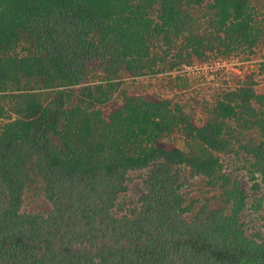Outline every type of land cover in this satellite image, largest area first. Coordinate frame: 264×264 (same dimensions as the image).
<instances>
[{"label": "trees", "instance_id": "trees-1", "mask_svg": "<svg viewBox=\"0 0 264 264\" xmlns=\"http://www.w3.org/2000/svg\"><path fill=\"white\" fill-rule=\"evenodd\" d=\"M260 13L0 0V264H264V59L207 91L175 74L264 56ZM157 74L174 97L113 102Z\"/></svg>", "mask_w": 264, "mask_h": 264}, {"label": "rangeland", "instance_id": "rangeland-1", "mask_svg": "<svg viewBox=\"0 0 264 264\" xmlns=\"http://www.w3.org/2000/svg\"><path fill=\"white\" fill-rule=\"evenodd\" d=\"M257 1L259 3L261 12L260 18H262V12L264 11L262 4L264 0ZM263 59V55H257L251 57L250 59H245L242 56L233 54L223 63V65H219L218 68L213 67L208 63L203 67H185L183 70L178 71L175 74L187 75L196 83L194 84V86L197 85V88H199L200 90L207 91L209 86H211L210 84H223L225 83V80H230L233 72L240 74L241 76H245L247 73L256 71L260 65L259 62ZM97 71L92 73L93 82H99L104 77V73L102 72V70ZM218 72L224 73L219 75ZM168 76V74H157L153 76L124 80V82L121 84V87L115 91L113 102L118 105L121 104L123 101V95L126 92L136 94L152 93L161 98L174 97L176 95V92L170 87ZM235 78L239 79L240 77ZM262 85L259 87L260 90H263L264 88ZM207 93H210V91H208ZM166 141L174 143L178 147L187 150L186 140L181 136H171L169 138H166Z\"/></svg>", "mask_w": 264, "mask_h": 264}, {"label": "clouds", "instance_id": "clouds-1", "mask_svg": "<svg viewBox=\"0 0 264 264\" xmlns=\"http://www.w3.org/2000/svg\"><path fill=\"white\" fill-rule=\"evenodd\" d=\"M224 62H225V61H223V62H216V63L212 64L211 66L218 68L219 64L221 65V64H223Z\"/></svg>", "mask_w": 264, "mask_h": 264}, {"label": "built area", "instance_id": "built-area-1", "mask_svg": "<svg viewBox=\"0 0 264 264\" xmlns=\"http://www.w3.org/2000/svg\"><path fill=\"white\" fill-rule=\"evenodd\" d=\"M220 65V64H219ZM221 65H223V64H221Z\"/></svg>", "mask_w": 264, "mask_h": 264}]
</instances>
